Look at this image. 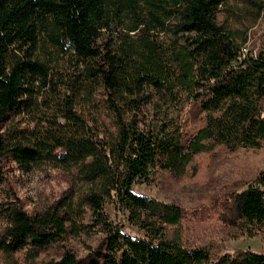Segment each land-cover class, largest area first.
<instances>
[{"label":"trees","instance_id":"obj_1","mask_svg":"<svg viewBox=\"0 0 264 264\" xmlns=\"http://www.w3.org/2000/svg\"><path fill=\"white\" fill-rule=\"evenodd\" d=\"M243 12L249 26L229 23ZM263 13L264 0H0V155L24 171L43 160L69 175L61 196L33 211L6 193L0 252L87 264L68 248L39 258L68 236L102 232L89 264H264V250L213 257L184 246L168 231L186 210L133 190L157 168L184 174L217 145L264 147V48L243 54ZM189 104L204 122L183 138L168 110ZM6 180L0 168V192ZM223 189L199 216L218 215L233 235H264V170ZM108 202L146 237L114 225Z\"/></svg>","mask_w":264,"mask_h":264},{"label":"rangeland","instance_id":"obj_2","mask_svg":"<svg viewBox=\"0 0 264 264\" xmlns=\"http://www.w3.org/2000/svg\"><path fill=\"white\" fill-rule=\"evenodd\" d=\"M247 17L244 12L238 17L234 14V17H229V23L249 26ZM249 38V51L257 53L264 48V13L250 26ZM168 113L171 119L170 128L179 127L183 138H190L204 122L203 113L192 104L185 108L171 105ZM0 168L7 176L5 189L0 192V202L6 198L7 192L11 191L18 196L28 211L53 202L69 185L67 173L43 160L32 165L30 170L24 171L19 169L16 163L0 155ZM262 170L264 147H240L231 150L225 145H217L211 151L196 155L184 174L175 175L157 168L150 180L138 179L133 185V190L137 194L175 204L186 210V219L183 220L181 229L170 227L168 233L169 237L178 234L184 246L188 248H205L213 257L223 254L236 255L245 250L261 252L264 250V235H233V230H230L218 215H204L201 218L199 214L203 208L222 196L225 186L241 180H253ZM105 212L114 225H120L122 230L132 237H146L145 231L131 223L129 212L121 206L108 202ZM4 226L5 221L0 216V230ZM104 242L102 232L83 233L79 237L68 236L61 245L42 250L39 261L60 259L68 248L89 264L97 260L94 250L104 249ZM25 253V249L17 251L15 259L11 261L0 252V264H25Z\"/></svg>","mask_w":264,"mask_h":264},{"label":"built area","instance_id":"obj_3","mask_svg":"<svg viewBox=\"0 0 264 264\" xmlns=\"http://www.w3.org/2000/svg\"><path fill=\"white\" fill-rule=\"evenodd\" d=\"M247 53H249V48L246 46L245 49H244L243 54L245 55V54H247Z\"/></svg>","mask_w":264,"mask_h":264}]
</instances>
